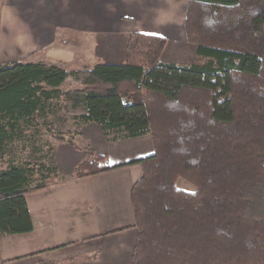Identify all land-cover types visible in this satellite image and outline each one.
I'll return each mask as SVG.
<instances>
[{
	"label": "trees",
	"instance_id": "trees-1",
	"mask_svg": "<svg viewBox=\"0 0 264 264\" xmlns=\"http://www.w3.org/2000/svg\"><path fill=\"white\" fill-rule=\"evenodd\" d=\"M184 31L188 65L161 62L166 39L139 32L123 63L0 65V158L16 139L39 146L0 170V234L32 231L26 195L64 177L42 138H70L39 121L61 113L112 141L150 135L152 153L128 163L141 166L131 264H264V0H188ZM104 160L91 154L72 177L115 168Z\"/></svg>",
	"mask_w": 264,
	"mask_h": 264
},
{
	"label": "crops",
	"instance_id": "crops-1",
	"mask_svg": "<svg viewBox=\"0 0 264 264\" xmlns=\"http://www.w3.org/2000/svg\"><path fill=\"white\" fill-rule=\"evenodd\" d=\"M187 4L188 0H0V65L47 63L61 31L82 39L90 35L100 60L85 65L123 63L133 32L165 38L161 62L188 65L196 46L188 42L184 31ZM86 125L90 130L50 145L52 161L64 177L26 195L34 228L27 233L0 234V264H131L138 231L130 190L141 166L128 163L152 150L145 154L144 147L141 154L127 151L133 147L130 142H142L147 134L112 141L98 125ZM79 136L84 141L79 142ZM101 136L121 152L117 149V155L112 152L109 157L105 150L89 153L104 155L108 167L115 168L72 177L88 158L76 142L97 149ZM4 168L0 165V170Z\"/></svg>",
	"mask_w": 264,
	"mask_h": 264
},
{
	"label": "rangeland",
	"instance_id": "rangeland-1",
	"mask_svg": "<svg viewBox=\"0 0 264 264\" xmlns=\"http://www.w3.org/2000/svg\"><path fill=\"white\" fill-rule=\"evenodd\" d=\"M61 30H57V32H60ZM63 32L62 34L57 33V38L58 40L56 41L55 44V49H53L52 56L50 58H46L47 64H55L61 67H64L68 70H71L72 68H77V67H82L85 64H93L100 59H97L95 57V54L93 52V46L94 43L93 41H90L91 37L88 34L87 37H78L77 35L71 34L72 32L70 31H61ZM64 41V42H63ZM63 42V43H62ZM64 44V45H63ZM79 48V52L77 49ZM84 64V65H83ZM68 88L67 84L62 85L61 89L63 91H66ZM47 118V119H46ZM46 118H39V121L46 122L49 121L54 127V130L56 132H60L64 134L67 138H75L74 136L84 132V130H90V126L84 127V125L79 126L77 123L71 118V116H64L63 114L59 113L58 115H53V116H48ZM80 131V133H78ZM49 135H46L42 138V144H52L54 141ZM101 136L100 142L98 143L99 147L102 149H92L89 148L85 145L84 143H78L76 142L77 146H79L82 150L83 153H86L88 157H91V154L89 152H95V151H100L102 152L105 150V152L108 153V157L110 156V153H114L115 150L118 149V152H121L119 148H113L112 144H110L104 137V139ZM78 138L77 140L81 139L84 141L83 137H76ZM141 140L130 142L133 143V147H129V150L127 151L128 154L135 152V154H138L142 151L141 147L143 148V153H148L151 152L152 146H151V138L150 135L147 134L144 136V138H141ZM49 141V142H47ZM106 141V142H105ZM80 142V140H79ZM38 143L34 144L31 140L28 141V139H25L24 142L23 140H13V142L7 144V146L4 149L3 156L0 158V165L3 167H8L9 164L11 163H19L22 161H35L37 157H39V154L36 152V148ZM50 145L48 146L50 148ZM45 145L41 148V153L45 156L43 159V162L45 164H49L52 161V156H50L51 148L49 149ZM131 148V149H130ZM148 148V151L147 149ZM114 153V155H117V153ZM89 153V154H88ZM142 153V152H141ZM140 153V154H141ZM144 153V154H145ZM95 155V154H93ZM122 155V153H121ZM100 166L102 167H108L109 163L106 161L101 162ZM76 170V169H75ZM71 174V173H70ZM73 175V173L71 174ZM176 186L180 189L186 190V191H192L193 186L186 182L183 179H179L176 183Z\"/></svg>",
	"mask_w": 264,
	"mask_h": 264
}]
</instances>
